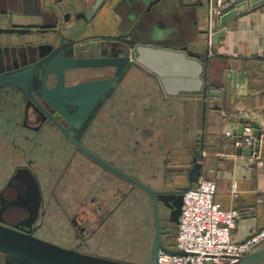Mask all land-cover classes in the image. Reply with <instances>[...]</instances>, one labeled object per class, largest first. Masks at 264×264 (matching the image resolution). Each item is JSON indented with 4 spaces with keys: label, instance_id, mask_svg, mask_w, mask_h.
<instances>
[{
    "label": "flooded vegetation",
    "instance_id": "flooded-vegetation-1",
    "mask_svg": "<svg viewBox=\"0 0 264 264\" xmlns=\"http://www.w3.org/2000/svg\"><path fill=\"white\" fill-rule=\"evenodd\" d=\"M60 24L56 16L49 25H32L31 32L23 36L0 34V225L69 251L117 261L105 254V249L110 238L121 233L129 198L142 191L154 213L151 194L135 182L158 193L156 197H164L179 188L172 176L186 174L167 166L159 180L162 186L157 188L158 174L149 175L151 182H144L129 172V138L148 133L142 128L146 125L128 117V102L144 94L141 82L148 75L143 70L133 68L87 130L80 137L77 130L69 136L64 118L33 93L41 81L36 77L40 74L37 65L61 44L69 45L59 37L64 27ZM5 53L15 58L19 54L21 59L5 61ZM20 71L30 77L24 82L13 81L10 74ZM114 72L112 68L66 70L65 86L106 81ZM4 74L8 76L1 78ZM56 84L57 76L49 74L46 88L53 90ZM115 99L120 104L112 108ZM134 142L142 146L139 140ZM133 161L142 168L140 157ZM158 207L169 222V209L160 201ZM0 264H4L2 254Z\"/></svg>",
    "mask_w": 264,
    "mask_h": 264
},
{
    "label": "water",
    "instance_id": "water-1",
    "mask_svg": "<svg viewBox=\"0 0 264 264\" xmlns=\"http://www.w3.org/2000/svg\"><path fill=\"white\" fill-rule=\"evenodd\" d=\"M107 2L108 0H96L89 11L79 15L87 20V25L64 26L60 29L59 37L63 41H69V45L61 44L59 49L46 56L37 65L40 74L38 76L34 74L36 77H41V81L33 93L45 100L64 118L69 125L67 131L69 136L77 130L80 137L87 130L116 86L133 68L143 70L153 78L164 96L197 95L204 100H220L223 106H230L232 101L236 102L238 99L248 97V74L234 72L227 65L226 68L216 70L209 58L208 40L205 48L199 49L195 44L194 31L188 38L182 40L159 28V21L155 22V18L158 7L162 6L165 0H119L113 7V11L120 14L119 24L116 27L111 25L109 34L85 36L87 31L95 28L90 24ZM229 2L230 5L224 15L217 19V31L211 39L213 46H217L220 38L226 33L222 26L248 10L264 4V0H229ZM77 4L85 7L84 1ZM155 6H158L157 9ZM30 32V28L22 29L16 26L10 30L0 29L1 35L23 36ZM203 34L207 35L208 32L205 31ZM9 59L20 60L21 55L18 54L15 58L5 53L3 60L9 61ZM100 68L114 69V76L106 81H89L71 87L65 86L66 70ZM51 73L57 76V84L53 90H48L45 80ZM10 75L16 82H24L30 77L24 71L13 72ZM6 76L8 74L2 75L1 78ZM233 91H236L235 95ZM226 111L231 112V108ZM231 119L229 125L234 128L235 140L243 138L245 125H249L252 129L253 146L249 149L239 148L238 154L256 158L263 136L260 120L236 117ZM193 155L191 168L187 173L188 185L178 188L176 193L156 197L158 193L142 183L135 182L151 194L154 201L155 237L151 248V264H158L159 250L172 255L184 254L169 249L163 242L158 202H163L169 209V222L178 225L183 196L198 182L202 170L200 164L202 151L195 150ZM16 228L20 229L18 226ZM0 254L4 256V264H131L69 251L1 225ZM229 264H264V248L239 257Z\"/></svg>",
    "mask_w": 264,
    "mask_h": 264
},
{
    "label": "crops",
    "instance_id": "crops-1",
    "mask_svg": "<svg viewBox=\"0 0 264 264\" xmlns=\"http://www.w3.org/2000/svg\"><path fill=\"white\" fill-rule=\"evenodd\" d=\"M81 1H84L85 7L77 4ZM95 1L0 0V27L16 26L22 29H29L32 25L41 27L49 25L56 16L59 17L62 26H85L88 24L87 20L79 15L89 11ZM118 1L108 0L90 24L95 28L87 31L85 36L109 34L111 25L116 27L119 24L120 14L113 11ZM157 7L155 6V9ZM67 16L69 20L65 19ZM207 16V0H165L162 6L158 7L155 22L159 21V28L182 40L188 38L194 31L195 44L199 49H203L208 39V36L203 34L207 31ZM222 28L226 33L220 38L218 45L212 47L210 60L216 70L226 68L227 65L234 72L248 74L247 98L232 101L230 106H223L220 100H204L197 95L168 97L161 93L154 79L144 76L142 86L144 89L147 87V90L149 87L155 96L150 99L147 97L149 92H145L136 100V108L132 109L131 106L128 117L131 119L135 117V121H140L138 125L147 126L154 114L148 108V101L156 98L158 101H165L168 106H181L190 118L194 133L195 125L198 123L199 138L195 142L194 136H188L189 141L185 145L186 156H189L190 162L188 166L177 169L187 175L194 151H202L200 177L216 183L217 204L223 209L237 210L241 214L231 237L233 242L242 243L264 229V169L257 164L258 160H264V4L239 15ZM225 74L226 70L224 72L226 84ZM233 94L235 95L236 91H233ZM228 108H231V112L226 111ZM233 117L260 120L263 136L257 159L239 155L238 148L234 147L235 139L225 137V133H233L234 128L229 125Z\"/></svg>",
    "mask_w": 264,
    "mask_h": 264
},
{
    "label": "rangeland",
    "instance_id": "rangeland-1",
    "mask_svg": "<svg viewBox=\"0 0 264 264\" xmlns=\"http://www.w3.org/2000/svg\"><path fill=\"white\" fill-rule=\"evenodd\" d=\"M72 81L74 79L70 80V82ZM141 91H144V93L150 92V99L155 96L149 87L148 90L146 87ZM111 103V107L114 108L119 100L115 99ZM135 105L136 100L129 101L128 110L131 106L132 109H135ZM148 106L154 114H152L150 122L146 123L147 126L142 128L146 129L149 135L144 132L142 136L137 135L133 138L134 135L129 138L127 156L129 172L137 175L144 182H151L149 179L151 174H158L161 180L167 166L175 168L188 166L190 160L189 156H186L187 149H185V145L189 141L188 136H194L195 142L199 138L198 123L195 125L194 133L193 125L189 121L190 118L181 106H168V103L158 101L156 98L148 101ZM135 140H139L142 146H137ZM136 147L139 148L135 149ZM135 157H140L143 163L141 169L134 164L133 159ZM172 178L176 179L173 181L175 187L180 188L188 185L187 175L184 177L172 176ZM154 185L160 188L162 183L158 180ZM159 216L161 230L163 231V242L167 246H172L175 243L176 226L168 222L167 215L162 209L159 210ZM154 237L155 218L148 197L142 191L137 192V194L134 193L129 198L126 219L121 224V233L117 238H110L106 245L105 254L118 258L117 261L131 264H151V248Z\"/></svg>",
    "mask_w": 264,
    "mask_h": 264
},
{
    "label": "built area",
    "instance_id": "built-area-1",
    "mask_svg": "<svg viewBox=\"0 0 264 264\" xmlns=\"http://www.w3.org/2000/svg\"><path fill=\"white\" fill-rule=\"evenodd\" d=\"M229 4V0H208L209 58L212 57L211 39L217 31V19L224 15ZM251 133V127L246 126L245 136L241 140H235L234 147L251 148L253 146ZM225 137L235 139L232 132L225 133ZM257 164L264 169V160H258ZM216 191L214 181L200 177L190 191L184 194L175 243L173 247H169L184 254L172 255L159 250L158 264H229L239 257L264 248V229L242 243L233 242L232 232L241 214L237 210L223 209L217 204Z\"/></svg>",
    "mask_w": 264,
    "mask_h": 264
},
{
    "label": "trees",
    "instance_id": "trees-1",
    "mask_svg": "<svg viewBox=\"0 0 264 264\" xmlns=\"http://www.w3.org/2000/svg\"><path fill=\"white\" fill-rule=\"evenodd\" d=\"M175 226H176V230H177V225H175ZM172 246H174V244Z\"/></svg>",
    "mask_w": 264,
    "mask_h": 264
}]
</instances>
